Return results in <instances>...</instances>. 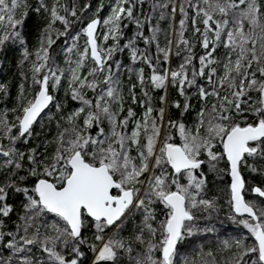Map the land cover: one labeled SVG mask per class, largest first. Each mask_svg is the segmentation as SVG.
Here are the masks:
<instances>
[{"label":"snow or ice","instance_id":"6c2138e0","mask_svg":"<svg viewBox=\"0 0 264 264\" xmlns=\"http://www.w3.org/2000/svg\"><path fill=\"white\" fill-rule=\"evenodd\" d=\"M144 5L0 0V65L15 51L27 69L0 112V264H221L181 248L229 221L246 232L221 241L223 264H264V0ZM209 175L229 177L223 216Z\"/></svg>","mask_w":264,"mask_h":264},{"label":"trees","instance_id":"16d2710c","mask_svg":"<svg viewBox=\"0 0 264 264\" xmlns=\"http://www.w3.org/2000/svg\"><path fill=\"white\" fill-rule=\"evenodd\" d=\"M30 3H34V0H29ZM52 0H49V3H51ZM87 2V0H76L77 7L79 8L80 6L83 5V3ZM105 4L110 2V0H104ZM91 3L93 6H95L98 3V0H91ZM145 11H148V0H145V5H144ZM102 16L106 15L107 12L106 10H101L100 13ZM44 20L41 17H38L35 13L29 12V19L26 22L25 25V32L28 34L29 38V48L32 50L36 44H37V34L39 29L43 26ZM123 24H126L127 27L123 29L125 32V35H129L132 31H135V25L131 24L128 21H123ZM153 23H155V18L153 19ZM161 28L166 29L167 24L164 21H161ZM145 34H150V25H146V30ZM185 35H190L189 32H185ZM173 39H175V35H173ZM160 42L161 45L163 46L164 44V36L161 35L160 37ZM60 41H57L56 45H53V48H57L59 45ZM144 44L141 42V47H143ZM154 50V49H153ZM173 53L180 51L181 52V57L183 56V51L181 49H178L175 44L173 45L172 49ZM194 52L196 55H199L201 53V48L199 47V43H196V46L194 48ZM119 55V54H118ZM19 54L18 52L15 51H9L7 55L6 62L3 65H0V82L6 83L8 86V92L9 96L7 98L4 97L3 93H0V112L3 111L4 107L7 106L8 108H13L15 107L14 101L16 99L17 93H18V86L21 81V77L19 75L21 70L27 71V69H21L17 65V60H18ZM127 57L128 53L127 51L124 52L123 54V59L125 62H127ZM181 57H177L173 55L172 57V65L174 66L180 61ZM58 60H60L61 64H63V60L61 57H57ZM149 72V69L147 66H145V74L147 75ZM27 83H25V90L27 92ZM137 92L139 93V88H137ZM56 93L57 99H61L64 96L61 94ZM91 95V93H89ZM127 103V102H126ZM72 107H74V103L71 100H68L67 102V107L64 109L65 112L69 111ZM135 107V106H134ZM55 109L53 108V112ZM137 111H140L139 108H137ZM9 119L11 120L13 118V114L11 112L8 113ZM47 116L45 115L44 118ZM42 121V120H41ZM39 123L34 125V129L36 132L40 133L41 137H44L46 135V129L49 128L48 124V117L45 119V123L43 122L40 124V127H38ZM43 125V127L41 126ZM51 128L53 131H55V125L54 123L51 125ZM51 132H48L47 135H51ZM35 143H38L39 140L34 141ZM6 143V141H5ZM23 147L22 142L20 145ZM223 167V165H222ZM252 179L259 180V177L253 176ZM208 181L209 184L207 188L205 189V194L208 197H217L219 204H220V209H221V216L224 215L228 211L227 207V199H228V189L227 185L229 182V177L227 175L223 176L222 179L220 180H214V177L212 175L208 176ZM196 215H200L199 212L196 213ZM15 222V216L13 215V220L9 223H14ZM205 221L201 220L199 221L200 227L204 226ZM231 222L229 221L225 225V229L223 231H220L218 229V232L220 233L217 235V233H199L196 238L195 242L192 244L191 248H181V251L183 253L191 255V253L194 251V249L197 247V245H203L205 249L211 247L214 252L217 255V258L221 260V264H223L224 259L229 258L231 256V252L229 250H223V251H218L222 247L221 241L225 238L231 239L232 237H235L237 235H243L246 230L243 229V226H234V227H229L228 224ZM251 242V241H250ZM234 251V249L232 250Z\"/></svg>","mask_w":264,"mask_h":264},{"label":"rangeland","instance_id":"374dc122","mask_svg":"<svg viewBox=\"0 0 264 264\" xmlns=\"http://www.w3.org/2000/svg\"><path fill=\"white\" fill-rule=\"evenodd\" d=\"M98 31H101V29H99ZM83 39H84V38L81 37V40H80V43H81V44H83ZM56 93L60 94L59 96H61V94L63 95V90H60L59 92H56ZM45 119H47V117L42 119V121L39 123L38 127H40V124H41L42 122H43V124L45 123Z\"/></svg>","mask_w":264,"mask_h":264},{"label":"water","instance_id":"95a60500","mask_svg":"<svg viewBox=\"0 0 264 264\" xmlns=\"http://www.w3.org/2000/svg\"><path fill=\"white\" fill-rule=\"evenodd\" d=\"M98 30H99V28H98Z\"/></svg>","mask_w":264,"mask_h":264}]
</instances>
